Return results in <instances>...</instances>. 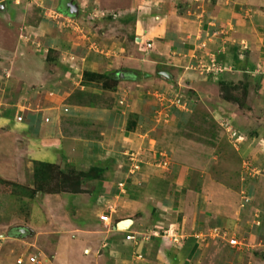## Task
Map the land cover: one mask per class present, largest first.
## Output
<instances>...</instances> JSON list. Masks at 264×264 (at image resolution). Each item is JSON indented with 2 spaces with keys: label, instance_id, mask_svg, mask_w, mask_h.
<instances>
[{
  "label": "crops",
  "instance_id": "crops-1",
  "mask_svg": "<svg viewBox=\"0 0 264 264\" xmlns=\"http://www.w3.org/2000/svg\"><path fill=\"white\" fill-rule=\"evenodd\" d=\"M109 1L72 0L73 14L68 15L57 8L61 0H0V62L4 65L0 67V176L15 179L20 159L31 165L33 161L56 166L67 163L78 172L74 190L35 191L36 204L32 205V215L39 222L29 221V228L16 229L11 233L14 236L0 238L3 245L0 251L6 257V262L1 264H15L14 257L16 259L23 252L22 242L27 247H38V250L40 246L35 255L37 262L28 263L24 258L22 264H206L209 260L200 257L199 251L203 233L194 230H204L208 225L206 230L221 228L227 216H234L233 208L237 204L238 222L233 228L236 230L238 225L239 228L235 239L247 237L249 245H257L264 261V205H249V198L256 197L261 187L245 185L246 198L242 190H238V195L237 191L226 188L210 171L195 166L199 170L197 177L201 173L198 184L204 194L200 195L194 208L190 207L191 220L185 217L184 221H188L190 230L184 232L181 230L183 218L177 222L173 215L181 212L180 200L187 192L184 187L186 168L178 169L168 181L165 165L170 154L154 148L156 135L152 133L166 121L165 116L170 124L173 122L177 129L182 130L183 135L191 119L187 103L180 101V107L166 106L165 102L153 101L151 94L155 89H165L171 94L177 92L176 89L180 88L178 85L190 84H186L187 80L193 83L196 75L192 66L188 65L193 60L191 53L196 43L205 41L203 49L210 48L209 51L215 52V59H212L220 65L226 61L232 64L233 61L231 68L235 73L238 69H253L255 62L249 59L252 52L238 50L233 53V41L239 34L235 27L232 26L231 30L227 24H222L232 38L209 34L214 24L221 26L219 19L229 11L231 15L234 14L233 9L225 6L215 11L208 9L205 19L203 11L194 16L190 10L179 8L178 11L182 12L174 13L168 0L161 3L159 9L154 7L158 0H144L149 7H143L142 0H118L124 4L112 9ZM166 6L167 10L163 8ZM32 7L41 11L40 19L31 17ZM46 9L52 14L56 13L53 19L42 12ZM100 11L110 14L106 12L96 17ZM163 11L165 15L161 18L158 14ZM153 16L161 20L155 21L158 22L155 28L150 24L154 22ZM210 19L215 23H211ZM32 20L37 21V26ZM257 20L264 23V18ZM16 21L21 22V31L28 39L18 38L17 34L7 38L8 30ZM100 22L103 29L97 31ZM248 22L251 30L255 27L256 30L262 29L259 32H264V24L256 27L251 21ZM60 26L63 30H60ZM12 29L16 31L14 26ZM158 29L171 49L156 48L159 42L152 38L158 36ZM108 30L111 34L105 36ZM95 32L100 34L95 35ZM34 34L36 36L30 38ZM248 41L254 42L255 39ZM33 42L45 48L35 51ZM141 42L149 43V46L137 45ZM263 43V39L254 43V50L258 54L261 49L259 45ZM24 50L37 60L35 68L31 75L26 68L12 74V62L21 60ZM158 54L163 57L159 58ZM155 68L161 69L156 71ZM109 71H113L115 76L122 75V78L115 80V76L108 74ZM259 76L256 80L264 84V77L261 79ZM23 77L31 78V84H28L34 87L30 91L36 93V89L39 90L34 97L29 98L32 93L27 94V103H23L25 96L21 92L13 97L16 78ZM114 83L118 90L110 86ZM262 88L258 100L262 106L260 112L258 110L260 123L254 119L256 126L246 127L253 135L264 133V85ZM74 89L97 90L103 95L112 96L115 101H121V97H124L130 104L117 110L66 102V96ZM161 106L166 108L167 114H163V122L159 123L155 113L160 116ZM193 106L190 104L189 108ZM128 112H133L135 117L131 130L124 127ZM209 113L211 120L218 122L219 116L214 112ZM140 121H152L153 126L142 130ZM213 126V134L223 132L220 127ZM182 135L178 141L180 144L185 140ZM175 147L182 149L174 146V154L179 153ZM261 153L264 160V151ZM236 155L238 157V151ZM158 158H165V161ZM131 165H136L137 169L131 168ZM98 166L104 167L100 178L80 172L84 168ZM244 209H248L251 219L249 227L246 224L248 220L242 221ZM151 212L155 217L149 221ZM101 214H106L108 221L100 220ZM125 219L129 223L124 229H113L115 223ZM147 222L153 223L149 229L143 226ZM164 230L169 235H161ZM26 231H30L38 240L32 237L26 241L17 239L16 235ZM126 234L133 237L125 239ZM172 237L177 241L171 242ZM11 247L13 250H9ZM227 255L231 264H238L239 259L233 257L232 252ZM247 256L250 257L249 254ZM247 260L245 264H251Z\"/></svg>",
  "mask_w": 264,
  "mask_h": 264
},
{
  "label": "rangeland",
  "instance_id": "rangeland-1",
  "mask_svg": "<svg viewBox=\"0 0 264 264\" xmlns=\"http://www.w3.org/2000/svg\"><path fill=\"white\" fill-rule=\"evenodd\" d=\"M143 1L144 0H142L143 7H149V4H145ZM165 1L166 0H163V2L161 0H158L157 2H155L156 5L154 7L156 9H159L161 7V3L163 4L165 3ZM168 1L171 3L170 6H172V10H174V13L182 12L178 11L179 8L184 11L185 9L190 10L192 12V15L194 16L198 15L200 11H203L202 15H204V18L206 17L205 12H207L208 9L215 11L221 6H225L226 8H232L234 14L231 15L229 11L227 15L219 19L221 26H217L216 24H214V28L212 27V31L209 34L213 36L212 33H216V35H214L213 37H216L219 34H221V37H230L228 35L230 33H228L227 28L222 26V24H227V26L231 30L232 26L233 28L235 27V30H237L239 34L236 35L237 37L233 41V53H237L238 50L243 53L252 52V57H249V59L251 60V62H255V64L253 65V69H238V72L235 73L234 69L231 68L233 61L232 64L231 62L226 61L225 63L219 65L220 67H218V69H221V71L217 72L216 69H213V66L211 65L212 62L215 61V52H213L212 50L209 51L210 48L207 50L203 49L204 46H206V42L200 41L196 43L197 45L191 53V59L193 60L188 65L192 66V69H194L197 79L194 78L196 80L193 79V83L187 80L186 84L190 83L187 86L178 85L180 86V88L176 89L178 93L175 91L169 94V92H167L165 89H155V91H153L151 94L154 98L153 101H157L158 103L165 102L166 106L174 105V107H180V101H182L183 103H187L188 110L190 109L191 111V119L188 125L184 128L185 131L183 130L184 133L182 135L180 129V132L176 130L177 128L173 125V122L172 124L169 123L168 117L164 116V119H166V121L162 123L163 119L161 118H163V114H167V110L166 108L163 109V106H161L159 110L160 116H158L157 113H155V115L159 123H162L160 124L162 126H159L161 128L158 127L157 129L155 128L154 131H152V133L156 135V137L154 136V138L156 139V142L154 143V148L161 149L164 152L170 154V159L166 160L165 165V176H169L167 178L168 181H170L174 177L178 169H184V167L186 168V185L184 184V187L187 192L183 194V198H181L180 200L179 205L181 206L179 208L181 209V212L174 214L173 218L174 221L177 222H179L181 218H183V228L181 230L187 232V230H190V228L188 225V221L184 223L185 217L188 218L187 220H191V215H189V212L191 211L190 207L194 208V204L204 194V191H201L200 185L198 184V179L200 178L201 173L199 172V177H197L196 172H198L199 170L195 166H197L199 169L204 168L207 171H210V173H212L215 178L221 180L222 184L225 185L226 188L232 189L233 191H237L238 195L240 194L238 190H242L245 193L244 197L246 198L247 188L245 185H254L255 188L261 187L264 189V160L263 155L261 153L264 151V133L257 132L253 135L251 130L246 129V127L256 126L255 122H253L254 119V121L260 123V117H258V110L260 112L262 106L258 100L260 99V95H262L261 91H263L262 86L264 84H260V82L257 81V75H260L259 77H261V79L264 77V43L259 45V47L261 48L259 54L256 52V50H254V43L255 41L257 43L261 39H263L264 41V32H259L262 31V29L256 30L254 26V29L251 30L252 26L248 21H251L255 26L259 24H264L257 20L260 18H264V0ZM109 4L111 6L110 9H112L115 6L118 7L124 3L123 1L110 0ZM163 8L167 10L168 7L166 6ZM32 10L33 12H31V17L34 18L36 16L37 20L40 19L42 14L41 11L37 10L35 7H32ZM42 12H46L47 15L44 13L46 17L50 15L52 19L53 16H55L56 14H52L51 11H47V9L46 11L44 10ZM106 12L100 11L99 14L96 13V17L97 15L100 16ZM107 13L110 14V12ZM150 13L152 12L150 11ZM164 13L165 11H163L161 14L159 12L158 15H160V17L162 18L165 15ZM86 15L84 14V19H86ZM96 17L94 19H96ZM157 17L158 16H153L154 22L150 23L152 24L153 28H155V25L161 21L160 19L158 21ZM212 17L214 18V16ZM32 22L37 26L38 23L36 20H32ZM142 22L146 21L143 20ZM210 22L215 23L212 19H210ZM26 24L28 25L29 23L27 22ZM101 24L103 23L100 22L97 25L100 26V28H97V31L103 29V27H101ZM228 24H230L231 27ZM3 25L6 26L5 22H3ZM13 26L16 29V31L14 32L12 29ZM60 28V30H63L61 26ZM21 30H23L21 22H13L11 28L8 30L7 38L14 37L17 34L18 38L28 39V36L25 37L24 33ZM158 31V36L152 38L159 42V45L156 48L171 49V45L170 48L167 47L169 45V42H167L165 38L160 36L161 32L159 29ZM109 32V30L108 32L106 31L105 36H109L111 34ZM96 33L100 34L99 32H95V35ZM35 36L36 34H34L33 36L30 35V38H33ZM247 39L250 41H254L255 39V41L249 42ZM137 45L144 46L146 44H144V42H141ZM32 46L35 51H37V49L40 50L41 48H45L42 47V45L38 42H33ZM146 46H149V43ZM255 46L258 48L257 44ZM21 47L24 48L25 46ZM201 53L203 56L201 55ZM239 56L241 57V54H239ZM158 57L161 58L163 57V55L158 54ZM205 57H207L206 60H204ZM227 58L230 59L231 57ZM14 62H16V64ZM14 62H12V74H18L17 70L19 71L23 68H26L29 74L31 75V72H33L35 68L34 63H36L37 60H35V58H32L31 55L27 53L26 50H24L23 58L21 60L18 59ZM1 65L2 67H4V65L0 62V67ZM156 69L158 70L161 68H155V70ZM118 72L122 73L123 71ZM120 76L121 77L115 76V80H117L118 78H122V75ZM16 79V83L13 87V97L16 96L15 94L21 92V94L25 96L23 103H27L29 101L28 97H34L36 93H39L38 89H36V93L34 91H30L32 90V87H34L29 85L31 84V78L23 77L20 79ZM219 81H222L223 83L218 84ZM110 86L116 88L115 83ZM116 90L118 89L116 88ZM253 91L255 93H253ZM24 92L28 93L24 94ZM75 92L76 90L71 91L68 96H66L65 100L69 96L73 99L71 100V102L68 101V103L87 107L91 103L92 106L98 108H116L117 110L123 109L124 106H129L130 104L128 102V99L124 97H121V101H115L112 96L103 95L100 92H97V90H87V92H89L90 94V96L88 97L86 95H76ZM94 93H99L103 97L109 98L110 100H103V98L101 99V97H97V95H94ZM27 94L31 95L27 97ZM190 104H194L193 108H189ZM115 105L116 107H114ZM187 107L186 105L184 106L185 109H187ZM209 112H214L217 116H219L218 122H213L211 120L212 118L209 115ZM227 117L230 118L228 119ZM133 118H135L134 113L128 112L127 118L124 121V127L126 126V122L128 120H133ZM151 122L152 121H140L141 129L146 130L145 128L152 127L153 123L155 122L154 120L153 123ZM212 123L214 126L220 127L223 132H215V134H213V132H211V127L213 126ZM234 128H237L238 130ZM178 132L182 136H184L185 139L184 142L181 144L178 143L181 136H177L176 133ZM174 146H180L182 148L180 149L178 147H175L178 149L179 153L174 154ZM237 151L238 157L236 155ZM242 152L244 153V156ZM23 160L24 159H20L19 167H17V176L14 177L15 179L8 180L10 178L7 179L5 177L0 176V235H2L0 236V238L14 236L11 235V233L16 229H26L25 226L28 227V224H30L29 221L37 220L36 224H38L39 220L34 214L32 215V205L34 206L36 204L35 191L49 192V190H55L60 187V189L64 188L66 190H74L73 185L76 184L77 181L76 178L78 176V172H75L73 168H71V166H69L67 163H61L57 166L54 165L51 167H40V165H33V163L31 165L30 163H27L25 160ZM162 160L165 161V158H161L160 161ZM131 168L137 169V166L131 165ZM191 168H193V170H191ZM195 168L196 170H194ZM85 169L86 168H84V170L82 169L80 172L86 173L87 169ZM242 178L244 179L243 181ZM242 182L244 183V185ZM261 188L260 193H256V197L249 198V205H258L259 203L260 205H264V190ZM173 194L176 195V193ZM237 208H239L238 204L233 208L234 216H227V221H225L222 226H220L221 228L206 230L209 225L204 230H201V228H195L196 230L194 231L198 232L199 230L201 231V233H203L200 238V240L203 242H201V245L199 246V251H201L200 257H203V259L205 257V260H209L210 263L207 262L206 264H231V262L227 260L228 252L229 255L230 252H232L233 257H238V264H245L246 258L251 262V264H264V261H262L263 254H260L257 245H249V239H247V237L243 235L242 236L244 238L242 237V239L240 238V240L235 239L237 237L236 235H238L237 230L239 228V225L236 226V230H234L233 228L234 224L238 222L237 217L239 210ZM241 214L243 215L242 221L248 220L246 221V224L247 227H249L248 225H251L252 223L251 219L248 217V209H244V212L242 211ZM154 215L155 214L151 212V217H149L148 220L151 221L155 217ZM168 223L171 224L170 222ZM151 224L153 225V223L147 222L144 223L143 226H145L146 229H149V225ZM246 232L248 233V235H250V232L247 228ZM16 236L17 239H19L20 241L30 240L31 237L36 241L38 240L35 236L31 235L30 231H26V233ZM230 241L236 242L230 244ZM38 244L39 243H37V245ZM241 244L242 246L240 248H232L239 247V245ZM20 245H24L23 252L20 254L21 259H24L27 255L35 256L37 254V251L40 250V246L38 250V247H27L26 244H24L23 242ZM12 248L13 247H11V249L9 250H13ZM0 249L3 250L2 244H0ZM247 254H249L250 257H248ZM13 260H15V257ZM2 262H6V257L4 254H1L0 251V264ZM22 263L23 262L21 261V263L19 264Z\"/></svg>",
  "mask_w": 264,
  "mask_h": 264
},
{
  "label": "trees",
  "instance_id": "trees-1",
  "mask_svg": "<svg viewBox=\"0 0 264 264\" xmlns=\"http://www.w3.org/2000/svg\"><path fill=\"white\" fill-rule=\"evenodd\" d=\"M58 10L60 11V12H62V13H64V14H68V15H72L73 14V9H74V4H73V2H72V0H61V2H59V4H58ZM108 74L109 75H115V73L113 72V71H110V72H108ZM221 83H223L222 81H219L218 82V84H221ZM74 90H76V92H75V94L77 95V94H80V95H86L87 97L88 96H90V94H89V92H87V90H81V89H74ZM73 90V91H74ZM92 91V90H91ZM72 94V93H71ZM243 94H244V92H243ZM94 95H97V97H101V99L103 98V100H110L109 98H105V97H103L102 95H100L99 93H94ZM231 98H232V96H231ZM71 100H73L70 96L66 99V102H68V101H70L71 102ZM89 105H91L92 106V104L90 103ZM109 105V104H108ZM107 105V106H108ZM134 125H135V123H134V121L133 120H128L127 122H126V126H125V128L126 129H128V130H131V129H133L134 128ZM176 130H178L179 131V129H176ZM181 130V129H180ZM180 132V131H179ZM176 133L177 134V136L178 135H180V133ZM181 132H182V130H181ZM33 163V165L34 164H37V165H40V167H43V166H54V165H51V164H49V163H46V162H41V161H33L32 162ZM103 166H98V167H89V168H87V172L86 173H83V174H87V175H91V176H97L98 178H100L101 177V172L103 171ZM90 171V172H89ZM77 182V181H76ZM61 188V187H60ZM60 188H58V189H55V190H63L64 188H62V189H60ZM76 188V184H74L73 185V189H75ZM55 190H49L50 192H53V191H55Z\"/></svg>",
  "mask_w": 264,
  "mask_h": 264
},
{
  "label": "built area",
  "instance_id": "built-area-1",
  "mask_svg": "<svg viewBox=\"0 0 264 264\" xmlns=\"http://www.w3.org/2000/svg\"><path fill=\"white\" fill-rule=\"evenodd\" d=\"M211 65L213 66V69H216L217 72H220V71H221V69H218V67H220V66H219L220 64H218V63H216V62L214 61V62H212ZM19 118H20V117H17V119H19ZM99 218H100V220H102L103 222L108 221V216H107L106 214H101V215L99 216ZM115 224H116V223H115ZM161 235H169V233H166L165 230H164V232H163ZM161 235H159V236H161ZM141 236H145V237H146V235H141ZM154 236H155V235H154ZM132 237H133V236H130V235H128V234H126V235L124 236L125 239H129V238H132ZM170 241H171V242H176V241H177V238L172 237V238H170ZM235 242H236V241H230L229 243H230V244H233V243H235ZM25 258H26V261H27L28 263H36V262H37V260L35 259V256H33V255H27V256H25ZM21 261H22V259H21L20 256L17 257V258L15 259V263H16V264L21 263Z\"/></svg>",
  "mask_w": 264,
  "mask_h": 264
},
{
  "label": "water",
  "instance_id": "water-1",
  "mask_svg": "<svg viewBox=\"0 0 264 264\" xmlns=\"http://www.w3.org/2000/svg\"><path fill=\"white\" fill-rule=\"evenodd\" d=\"M123 221H126V219L125 220H120V221H118L115 225H114V229H117V230H122V229H124L125 227H120L119 226V224L121 223V222H123Z\"/></svg>",
  "mask_w": 264,
  "mask_h": 264
},
{
  "label": "bare ground",
  "instance_id": "bare-ground-1",
  "mask_svg": "<svg viewBox=\"0 0 264 264\" xmlns=\"http://www.w3.org/2000/svg\"><path fill=\"white\" fill-rule=\"evenodd\" d=\"M127 223H128V220L123 221V222H121V223L119 224V226H120V227H125L126 225H128Z\"/></svg>",
  "mask_w": 264,
  "mask_h": 264
},
{
  "label": "clouds",
  "instance_id": "clouds-1",
  "mask_svg": "<svg viewBox=\"0 0 264 264\" xmlns=\"http://www.w3.org/2000/svg\"><path fill=\"white\" fill-rule=\"evenodd\" d=\"M115 225V224H114ZM114 229V228H113ZM117 230V229H116Z\"/></svg>",
  "mask_w": 264,
  "mask_h": 264
}]
</instances>
